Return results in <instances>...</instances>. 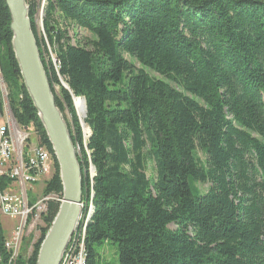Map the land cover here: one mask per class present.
Instances as JSON below:
<instances>
[{"label": "trees", "instance_id": "16d2710c", "mask_svg": "<svg viewBox=\"0 0 264 264\" xmlns=\"http://www.w3.org/2000/svg\"><path fill=\"white\" fill-rule=\"evenodd\" d=\"M35 13L30 7L40 60L52 92L59 87L55 104L71 116L82 172L95 170L83 179L84 214L92 205L84 264H99L105 242L118 264H264V0H45L44 38ZM10 23L0 0L9 108L50 152L42 195L58 198L46 201L38 240L16 260L36 264L63 187ZM73 26L90 37L70 36ZM72 96L85 99V142ZM11 183L0 176V189ZM5 242L0 226V264H8Z\"/></svg>", "mask_w": 264, "mask_h": 264}, {"label": "water", "instance_id": "95a60500", "mask_svg": "<svg viewBox=\"0 0 264 264\" xmlns=\"http://www.w3.org/2000/svg\"><path fill=\"white\" fill-rule=\"evenodd\" d=\"M9 10L12 49L28 92L59 166L63 187L58 212L41 242L36 264H58L79 215L84 175L66 123L55 104L28 15L25 0H5ZM2 79V77H1ZM61 86L68 89L65 84ZM76 98H73V102ZM84 112L86 116L85 99Z\"/></svg>", "mask_w": 264, "mask_h": 264}, {"label": "built area", "instance_id": "2783aa9c", "mask_svg": "<svg viewBox=\"0 0 264 264\" xmlns=\"http://www.w3.org/2000/svg\"><path fill=\"white\" fill-rule=\"evenodd\" d=\"M0 102L3 106L0 120L5 119L0 122V176H7L13 183L10 189H0V215L18 220L7 239L6 250L9 254L8 264H16L24 229L33 223L32 220L40 219L46 201L58 198L48 196L33 204L26 201L33 196V186L52 173L53 167L47 153L42 152L35 131L23 128L14 120L8 104L6 85L1 78ZM80 255L77 245L68 264L79 263Z\"/></svg>", "mask_w": 264, "mask_h": 264}, {"label": "rangeland", "instance_id": "374dc122", "mask_svg": "<svg viewBox=\"0 0 264 264\" xmlns=\"http://www.w3.org/2000/svg\"><path fill=\"white\" fill-rule=\"evenodd\" d=\"M40 2H41V0H40ZM30 3H31L30 7L36 8V13H35L34 20H35V24H36V30H37V33H38V37L39 38H44V33H43V29H42V21L43 20L41 19V12H42L41 5L37 6V3L39 4L38 0H28V2H26V5L28 6V9L30 8L29 7ZM73 33H75L77 35L76 39H80V38L86 37V36L90 37L89 33H87L86 31H84L82 29H79L76 26L71 27L70 30H69V35L70 36H73ZM72 43H74V41ZM49 57H50V60L55 65L56 64V61L54 62L55 55L52 52V50L49 53ZM151 74L153 76L160 77L159 75H157L155 73H151ZM1 77H2V74H1V71H0V78ZM2 80H3V78H2ZM60 82L65 84L61 80H60ZM53 93H56V94L59 93V87L56 84H54V86H53ZM72 97H75V96H72ZM79 98H81V97H79ZM73 106H74V110H75L76 116H77V118L79 120V123L81 125L83 137L85 138L86 131L89 130V129L84 125L83 118H82L83 114L81 115L79 108L76 106V104L74 102H73ZM62 117H63V119H64V121L66 123V126H67V122L69 124L71 123V116L69 115L68 111H66L64 113V115H62ZM1 121H5V119L2 118L0 120V122ZM76 152H77V156L80 158V156H81L80 155V149L78 147H76ZM199 155H201V154L199 153ZM89 173H90V171L87 172V174H89ZM154 173H155L154 164L150 163L149 164V168H148V175L152 176V175H154ZM51 174L52 173L48 174L46 177L42 178L37 184H35V186H33V189H32V192H31V193H33V196L30 197L31 199L33 197L35 199L34 201L37 202V201L42 200L43 198H46V197H43V195H42V189L44 187V182L51 176ZM87 174L84 173V176H86ZM89 177H90V174H89ZM200 187H201L202 190H205L207 185H200ZM39 206L42 208V204L41 203L39 204ZM31 222H33V223L32 224L30 223L29 227H26L24 229V231H23L22 240L20 242L21 244H20L19 254H20V252L22 250V246L23 245L25 246L24 249H26L27 254H29L32 251L33 244L38 240V238L40 236V232H39L38 227L40 225H42L41 220L40 219L37 220V221L36 220H32ZM17 224H18V222L16 220H13V219H10V218L5 217L3 215H0V226H1L2 232L4 233L5 240L9 239V237L11 236V233L13 232V230H14L15 226H17ZM169 227L171 229H174L173 225H170ZM99 251H100L99 264H118L117 252H116V248H115L114 245H112L111 243L105 242L101 246Z\"/></svg>", "mask_w": 264, "mask_h": 264}, {"label": "bare ground", "instance_id": "6f19581e", "mask_svg": "<svg viewBox=\"0 0 264 264\" xmlns=\"http://www.w3.org/2000/svg\"><path fill=\"white\" fill-rule=\"evenodd\" d=\"M38 2H39V4L37 3V6L41 5V9H42L41 19H43V9H44L45 0H41V2H40V0H38ZM65 86H67V85H65ZM72 98H74V97H72ZM75 98L76 99L74 100V103L79 108L80 113L82 115L83 111H84V102L81 99L82 97L81 98L75 97ZM89 134H90V131L87 130L85 138L83 137L84 138L83 139L84 142L88 138ZM27 141H29V140H27ZM41 150H42V152H46L47 153L48 158H49V160L51 161V164H52V156H51L50 152L45 147H42V146H41ZM89 171H90V173H89L90 174V180H92L93 176L95 175V170H94L93 167H90ZM83 175H84V172H83ZM12 185H13V183H11L8 186V189L12 188ZM82 196H83V190H82ZM26 201L28 203H30L31 202V198H28ZM61 201H62V199H61ZM61 201H60V203H61ZM88 204L89 203H87V205ZM78 206H79V210L80 211H79V215H78L77 221H76V223L74 225V228L72 230V233L70 235L68 243H67L66 247L64 248V250H63V252L61 254V258H60L58 264H68V263H70L71 262L72 253H74L77 245H78V247L80 249V252H81V255H80V258H79V263H77V264H84L85 263V247H84L85 229H86L87 219L89 218L91 210H92V205H91V203L88 205L86 214H84V212L82 211L86 207L85 206V202L82 201V198H81V201H80ZM16 221L18 222L17 219H16ZM5 246H6V248L8 247V241L7 240L5 242Z\"/></svg>", "mask_w": 264, "mask_h": 264}]
</instances>
